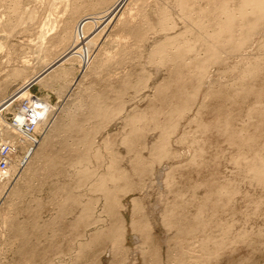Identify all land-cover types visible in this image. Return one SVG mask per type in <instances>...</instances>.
Wrapping results in <instances>:
<instances>
[{
  "label": "rangeland",
  "instance_id": "rangeland-1",
  "mask_svg": "<svg viewBox=\"0 0 264 264\" xmlns=\"http://www.w3.org/2000/svg\"><path fill=\"white\" fill-rule=\"evenodd\" d=\"M39 1L22 0L13 16L0 0V143L17 141L8 128L23 99L49 111L27 179L0 178V264H264L260 10L244 0H128L96 33L92 69L76 70L57 41L74 0ZM99 1L82 0L75 21L103 15ZM49 16L57 32L42 44ZM28 80L29 96L12 105ZM96 104L105 108L94 116ZM19 144L23 157L30 142Z\"/></svg>",
  "mask_w": 264,
  "mask_h": 264
},
{
  "label": "bare ground",
  "instance_id": "bare-ground-1",
  "mask_svg": "<svg viewBox=\"0 0 264 264\" xmlns=\"http://www.w3.org/2000/svg\"><path fill=\"white\" fill-rule=\"evenodd\" d=\"M38 1V0H37ZM42 1V0H41ZM39 1V2H41ZM91 1V0H90ZM109 1V2H108ZM128 0H101L99 1V4L98 6L100 5H105L107 8H106V11L104 12L103 15L99 16L97 15L96 13H89L87 14V16L81 18L77 21H75V17H76V13L80 11L81 7H82V0H74L72 5L70 7H72V9H74L71 17H70V20H68V22H65L64 24V28H62V30H60V33L58 34V37L57 38V41L61 43V41L63 43H65V45H69L68 48L63 52L62 54H66V55H69L71 57H73L74 55H76V58H78L77 60H75L74 64L71 62H69L76 70L77 68L78 69H81V67L83 68V66L86 64H88V67L89 69H92L90 67H92L91 64V57L93 55V53L95 51H97V55L101 52L102 50V47H103V43L100 44V48L98 47L99 43L97 42L95 36H96V33L100 32L101 30L103 29H106L107 26H109L113 20V17L116 16L118 13L122 14V15H125L124 11H123V7L124 5H126ZM132 1V0H131ZM138 1V0H137ZM140 1H144V0H140ZM180 2L182 0H179ZM196 1V0H195ZM49 7L50 8H54V7H58L57 5L60 4L61 6V3H65L66 0H49ZM179 2V3H180ZM186 2L189 4V2L186 0ZM219 2V1H218ZM38 3V2H36ZM71 3V0L70 2H68V4ZM148 3V2H147ZM195 4V2H192ZM191 3V4H192ZM197 3V2H196ZM62 4V5H63ZM67 4V2L65 3ZM67 4V6H69ZM90 4V3H89ZM149 4V3H148ZM191 4H189L191 6ZM35 5V4H34ZM196 5V4H195ZM248 5H252L253 9L255 10H260L261 12V15H264V0H244L243 3H242V8L248 6ZM6 6H7V9H9L11 15L15 16L16 13L18 12V10L21 9V6H22V0H6ZM84 6V5H83ZM86 6V5H85ZM129 6V5H128ZM148 7V6H147ZM156 7V6H155ZM20 8V9H19ZM49 8V9H50ZM66 8V7H65ZM97 8V6L95 7ZM57 9V8H56ZM139 9V8H138ZM195 9V8H194ZM53 10V9H52ZM122 10V11H121ZM126 10V9H125ZM145 10V8H144ZM57 11V10H56ZM67 12V11H66ZM65 12V13H66ZM76 12V13H75ZM135 12V11H134ZM103 13V12H102ZM52 14V12H51ZM141 14V13H140ZM53 16V15H52ZM132 16V15H131ZM125 17V16H124ZM235 16L233 14L229 15L227 20L224 22V30L225 32H227L229 34V36H231L232 34V31H233V28H234V25L236 24V21L233 19ZM263 17V16H261ZM30 18H31V15H30ZM117 18V17H116ZM122 18V16H121ZM57 19V18H56ZM69 19V18H68ZM120 19V17H119ZM127 18H124L121 23L123 22V24H126L123 28H129V21L126 20ZM30 20V19H29ZM48 21L44 22L39 30V39L41 40L42 44L45 43L47 37H49L48 35H52L50 34V32L53 31V33L56 31H54L55 29V25L53 24V21L51 19V16L48 17L47 19ZM195 20V19H194ZM56 21V20H55ZM118 22V21H117ZM245 22V21H244ZM242 23L243 25L246 26V29H251V28H254L256 27L257 23H253V24H246V23ZM73 24V25H72ZM121 25V24H120ZM73 26V27H71ZM95 27V33L92 34L90 33V30L92 29L91 27ZM169 27V26H168ZM167 27V29H168ZM173 27V26H172ZM91 28V29H90ZM220 28V27H219ZM212 29V28H210ZM107 30V29H106ZM112 30V29H111ZM105 31V30H103ZM196 31V30H195ZM57 32V31H56ZM222 31H216L215 33H213L211 36H206L208 37L207 39L211 38V39H216L218 37H220L222 35ZM103 33V32H102ZM101 33V34H102ZM122 33V32H121ZM183 33V32H182ZM120 34V33H119ZM201 34V32H200ZM100 35V34H99ZM121 35H119V38H120ZM143 35H138V38L141 37ZM57 37V36H56ZM99 37V36H98ZM117 37V36H116ZM189 37V36H188ZM248 37V31H245L241 34V37H240V40L239 42L237 43L238 46H241L244 41H246ZM127 38V36H126ZM53 39V38H52ZM101 39V38H100ZM117 39V38H116ZM56 40V39H55ZM120 40V39H119ZM136 40V38H135ZM99 41V40H98ZM123 41V40H122ZM145 41V40H144ZM194 41V40H193ZM57 43V42H55ZM54 43V44H55ZM117 43V42H116ZM62 44V43H61ZM58 45V44H57ZM41 46H44V45H41ZM64 46V45H63ZM62 46V47H63ZM55 47V45L53 46V48ZM67 47V46H65ZM99 49H98V48ZM193 45L189 44V46L186 48L187 50L189 49H192ZM42 48V47H41ZM39 47V49H41ZM48 48V46H47ZM57 48V46L55 47ZM135 48V47H134ZM58 49V48H57ZM61 49V48H59ZM65 49V48H64ZM98 49V50H97ZM105 49V48H104ZM153 49V48H152ZM55 50V49H54ZM94 50V52H93ZM140 50V49H139ZM175 50V49H174ZM40 51V50H39ZM44 51V50H43ZM42 51V52H43ZM53 51V50H51ZM106 51V50H105ZM41 52V53H42ZM46 52V51H45ZM49 52V50H48ZM158 52H162V51H158ZM52 53V52H51ZM44 53H42L43 55ZM49 54V53H48ZM57 54V53H56ZM96 55V53H95ZM41 56V55H40ZM45 56V54H44ZM58 56V55H57ZM94 56V55H93ZM99 56V55H98ZM42 57V56H41ZM61 56H58L56 58V63H60L62 61V59H60ZM47 58V57H46ZM94 58V57H93ZM50 59V58H49ZM27 60V59H26ZM26 60H23L24 62ZM46 61V60H45ZM28 62V61H27ZM43 62V61H42ZM77 62L79 64H77ZM52 63L53 62H49L48 64H46L48 67L52 66ZM227 63V62H226ZM69 65V66H71ZM195 66V65H194ZM177 70V69H176ZM175 71V70H174ZM177 72V71H176ZM179 73V72H177ZM68 75V72H67V69H65L64 71V77L66 76L67 77ZM206 80V79H205ZM202 83V82H201ZM31 84H34L32 83V81L28 80L26 82H24L21 86H20V89H18L16 91V95L15 97L13 98V101L11 102L12 105H14L17 101H19L20 99L22 98H27L29 96V87L31 86ZM42 90V89H41ZM167 93V92H166ZM31 101V99H29ZM30 103V102H29ZM36 103V102H35ZM103 103V102H102ZM177 103V102H176ZM11 105V104H10ZM21 107V106H20ZM20 107L18 108L17 112L15 113V117L18 119L19 123L22 125L23 123V116H22V113H20V111L22 112V110L20 109ZM47 107V106H46ZM179 107V106H178ZM177 107V109H178ZM105 107L103 105H99V104H96L95 105V110L93 111V114L95 116V114H101L102 110L104 109ZM117 110V109H116ZM37 113L38 115H42L45 119L41 120L38 124H37V132H39V129L43 127V125L46 124V122H49V111H48V107L47 109L42 106V107H39V109H37ZM136 112V111H135ZM182 112V111H181ZM105 113V112H104ZM48 119V120H47ZM42 122V123H41ZM60 122V121H59ZM58 122V123H59ZM132 122V120H131ZM134 124V123H133ZM10 125V124H9ZM57 126H60L59 124H57ZM138 126V124H137ZM10 128H8V132L10 133H14L17 137V141H11V142H14L15 145L21 143L24 144V143H27L28 145V142H30V144L28 145V148L26 149V152H25V155L23 157H17V152L12 156L11 158V161H10V165H9V168L7 169L6 173L5 172H1L0 171V178L1 177H6V178H10L11 175H12V172L15 171V173L18 174V176H23V178L21 180H24L25 178L27 179V176H29V174L31 173L32 169H33V164H32V161L34 159V157H38V155H41L38 153V150L36 151L34 146H38V147H42V141L44 140H39L38 141V144H34L33 143V139L35 141V136L30 138L29 135L26 134L25 131L22 130V127L19 125V126H14L13 124H11L9 126ZM130 127V126H129ZM46 128V127H45ZM56 130V129H55ZM6 132V133H8ZM56 132V131H55ZM44 133V132H43ZM0 136H2L3 134V131H0ZM47 135V134H45ZM42 136V135H41ZM130 136V135H129ZM132 136V135H131ZM140 136V135H139ZM43 137V136H42ZM20 138V140H19ZM46 137L44 136V139ZM50 137L47 136V139H49ZM41 139V138H40ZM7 139H4L2 142L6 141ZM9 140V139H8ZM16 140V139H14ZM48 141V140H47ZM42 142V143H41ZM46 142V141H45ZM49 143V142H47ZM45 144V143H44ZM42 145V146H40ZM46 147H44L45 149ZM154 149V148H153ZM41 153V152H40ZM42 157V156H41ZM38 162V161H37ZM39 164V163H38ZM15 174V175H17ZM160 174V173H159ZM158 174V175H159ZM121 176V175H120ZM160 176V175H159ZM17 177V176H16ZM20 179V178H19ZM29 179V178H28ZM161 181V180H160ZM27 182V180H26ZM149 186V185H148ZM104 192V195L107 197V194L108 193H111L112 194V190H103ZM97 205V204H96ZM95 205V206H96ZM86 210H87V207H86ZM110 210V209H109ZM89 211V210H87ZM107 211V210H106ZM91 213V211H90ZM109 213V212H108ZM143 224V223H142ZM119 225V224H118ZM150 225V224H149ZM114 232V231H113ZM143 235H146L147 236V232L142 230L141 231ZM118 233V232H117ZM127 233V232H126ZM125 233V234H126ZM120 234V233H119ZM150 234V233H149ZM140 235V234H139ZM113 236V235H112ZM115 236V234H114ZM117 236V234H116ZM141 236H138V234L136 235V239H141L140 238ZM149 238V237H148ZM142 240V239H141ZM145 242V241H144ZM150 243V242H149ZM114 244V243H113ZM115 246V245H114ZM148 246V245H147ZM149 248V247H148ZM146 256V255H145ZM135 264V263H133Z\"/></svg>",
  "mask_w": 264,
  "mask_h": 264
},
{
  "label": "built area",
  "instance_id": "built-area-1",
  "mask_svg": "<svg viewBox=\"0 0 264 264\" xmlns=\"http://www.w3.org/2000/svg\"><path fill=\"white\" fill-rule=\"evenodd\" d=\"M29 99H23L21 102L20 113H22L23 123L22 125L19 123L18 119L14 116L11 120V124L14 126H21L22 130L26 132L27 135H29L30 138L35 136V141L33 139L34 144H38V137L37 134V124L45 119L42 115H38L37 109L39 106L35 104L36 99L33 97L31 98V102L29 103ZM20 144L15 145L14 142H11L10 140H6L4 142L0 143V171L5 172L9 168L10 161L12 156L18 151Z\"/></svg>",
  "mask_w": 264,
  "mask_h": 264
}]
</instances>
